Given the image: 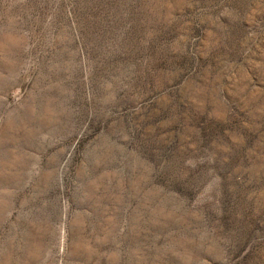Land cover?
Segmentation results:
<instances>
[{"label":"rangeland","instance_id":"1","mask_svg":"<svg viewBox=\"0 0 264 264\" xmlns=\"http://www.w3.org/2000/svg\"><path fill=\"white\" fill-rule=\"evenodd\" d=\"M0 264H264V0H0Z\"/></svg>","mask_w":264,"mask_h":264}]
</instances>
